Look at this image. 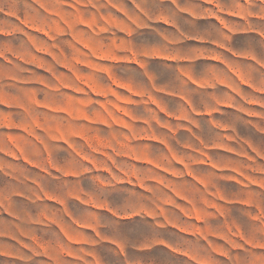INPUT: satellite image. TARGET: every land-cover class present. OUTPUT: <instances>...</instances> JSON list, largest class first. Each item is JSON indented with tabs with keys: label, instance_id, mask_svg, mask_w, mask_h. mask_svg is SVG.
I'll return each instance as SVG.
<instances>
[{
	"label": "rangeland",
	"instance_id": "obj_1",
	"mask_svg": "<svg viewBox=\"0 0 264 264\" xmlns=\"http://www.w3.org/2000/svg\"><path fill=\"white\" fill-rule=\"evenodd\" d=\"M0 264H264V0H0Z\"/></svg>",
	"mask_w": 264,
	"mask_h": 264
}]
</instances>
